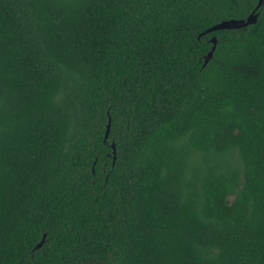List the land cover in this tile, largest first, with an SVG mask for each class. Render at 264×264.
Segmentation results:
<instances>
[{
  "label": "trees",
  "instance_id": "1",
  "mask_svg": "<svg viewBox=\"0 0 264 264\" xmlns=\"http://www.w3.org/2000/svg\"><path fill=\"white\" fill-rule=\"evenodd\" d=\"M257 1L0 0V264H264Z\"/></svg>",
  "mask_w": 264,
  "mask_h": 264
},
{
  "label": "water",
  "instance_id": "2",
  "mask_svg": "<svg viewBox=\"0 0 264 264\" xmlns=\"http://www.w3.org/2000/svg\"><path fill=\"white\" fill-rule=\"evenodd\" d=\"M264 2V0H258L254 6V8L252 9V11H250V13L244 17V18H240V19H225V20H221L218 21L217 23L207 27L204 31H202L201 33L198 34V36H200L201 34H205L211 31H215V30H219V29H235V28H239V27H243L249 24H253L256 21V17H257V12L256 9ZM209 41L211 43V46L209 48V50L207 51V53L204 55L203 58V63L202 65H204L207 60L210 58L212 51L215 47V42H216V38L214 36H211L209 38ZM108 127H109V119H107V123L105 125V130H104V134H103V141L106 139L107 134H108ZM109 147L111 149V153H112V162L114 159V144L111 142L109 144ZM43 240V235L42 238L40 239L39 242H37L34 245V248H37Z\"/></svg>",
  "mask_w": 264,
  "mask_h": 264
}]
</instances>
